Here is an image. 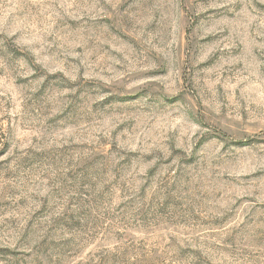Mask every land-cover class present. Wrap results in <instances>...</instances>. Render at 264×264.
Segmentation results:
<instances>
[{"label": "rangeland", "instance_id": "374dc122", "mask_svg": "<svg viewBox=\"0 0 264 264\" xmlns=\"http://www.w3.org/2000/svg\"><path fill=\"white\" fill-rule=\"evenodd\" d=\"M0 264H264V0H0Z\"/></svg>", "mask_w": 264, "mask_h": 264}]
</instances>
